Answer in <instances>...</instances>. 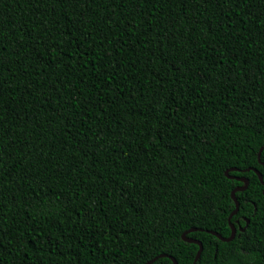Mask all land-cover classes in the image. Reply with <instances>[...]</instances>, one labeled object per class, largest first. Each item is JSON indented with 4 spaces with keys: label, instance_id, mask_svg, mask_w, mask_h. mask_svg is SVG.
<instances>
[{
    "label": "trees",
    "instance_id": "16d2710c",
    "mask_svg": "<svg viewBox=\"0 0 264 264\" xmlns=\"http://www.w3.org/2000/svg\"><path fill=\"white\" fill-rule=\"evenodd\" d=\"M262 146L264 0H0V264H264Z\"/></svg>",
    "mask_w": 264,
    "mask_h": 264
},
{
    "label": "water",
    "instance_id": "95a60500",
    "mask_svg": "<svg viewBox=\"0 0 264 264\" xmlns=\"http://www.w3.org/2000/svg\"><path fill=\"white\" fill-rule=\"evenodd\" d=\"M263 148H264V146H262L261 149H260V151H259V159H260L261 152H262V149H263ZM260 161H261V160H260ZM261 163H264V161H261ZM250 169H253V170L258 174L260 180H261L262 183L264 184V178H263L262 172H261L258 168H256V167H253V168H252V167H248V168H246V169H241V168L232 167V168L226 169L225 173H226V175L229 176V177H234L233 175L229 174V171H230V170L246 171V170H250ZM236 178H238L239 180L243 181L244 184H243V185H240V186H237V187L232 191V197H233V199L235 200L236 206H235V209L230 213V216H229L230 219L232 218V216H233L234 214H236V213L238 212V210H239V208H240V202H239V200L237 199V197H236V195H235L236 191H237V190H243V189L247 188L248 183H249L248 178L245 177V176H236ZM248 222H249V220L247 219V224H248ZM197 229H198L197 227H192V228H190V229L184 231L183 234H182L183 239H185V240H187V241H190V242L198 243L199 246H200V248H199V250H198V253H197V255H196V258H195L194 264H196V261H197V259L199 258L200 254H201V252H202L203 245H202V243H201L200 240L188 236V233H190L191 231L197 230ZM202 229H203V228H202ZM240 229L243 231V230H245V227H240ZM207 231L216 234L220 239H222V240H224V241H229V240H232V239L235 237L236 232H237V228L235 227L234 224H232V233H231L230 236H223L221 233H219V232H217V231H215V230H209V229H207ZM164 255H167V254H164V253H163V254H160V255H158V256H156V257L150 259V260L147 261L145 264H151V263H152L153 261H155L159 256H164ZM170 257H171L172 260L174 261V264H178V261L176 260L175 257H173V256H171V255H170Z\"/></svg>",
    "mask_w": 264,
    "mask_h": 264
}]
</instances>
